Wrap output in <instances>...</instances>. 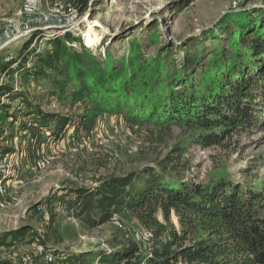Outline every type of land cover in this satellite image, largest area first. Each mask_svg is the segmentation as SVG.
I'll return each instance as SVG.
<instances>
[{"label":"trees","instance_id":"obj_1","mask_svg":"<svg viewBox=\"0 0 264 264\" xmlns=\"http://www.w3.org/2000/svg\"><path fill=\"white\" fill-rule=\"evenodd\" d=\"M233 16L223 21L222 28L232 24L226 29L227 44L219 42L207 59L204 46H192L175 59L171 44L146 57L136 40L116 58L109 51L93 52L70 33L56 36L45 55L37 57L38 66L29 70L40 86L38 101L33 103L6 83L0 85V97L6 99L0 101V112L12 125L20 120V129L30 120L33 135L40 138L45 132L53 143L72 130L89 136L99 119L121 116L131 127L181 129L188 145L221 147L235 135L264 127V27L256 28L252 16ZM14 63L28 70L25 58ZM15 72L19 70L10 74ZM16 100L19 104L13 105ZM43 100L65 113L44 111ZM185 151V145L175 146V157L158 162L157 168L112 177L90 188H64L54 195L51 204L71 210L86 226L103 225L112 213L125 212L152 229L158 240L149 253L119 245L110 253L62 254L55 257L58 263L264 264V184L221 176L205 182L174 178ZM26 239L42 244L25 228L0 235V244Z\"/></svg>","mask_w":264,"mask_h":264},{"label":"rangeland","instance_id":"obj_2","mask_svg":"<svg viewBox=\"0 0 264 264\" xmlns=\"http://www.w3.org/2000/svg\"><path fill=\"white\" fill-rule=\"evenodd\" d=\"M21 1L0 0V33L8 25L15 35L22 31L19 25L10 22ZM55 3L71 6L77 12L75 25L32 31L15 38L0 51V73L5 68L1 59L6 55H11L13 59L9 65L10 71L19 70L16 81L9 74L3 85L11 84L14 90L16 85L17 90L33 103L38 101L41 93L29 70L38 66L37 57L44 56L50 49L48 43L51 39L65 33L79 38L93 52L103 55L104 51H109L116 58L126 54L134 40L146 57H153L159 48L171 44L175 59L180 60L192 46L197 50L206 47L204 57L207 59L219 42L226 45V29L232 24L225 29L222 28L223 21L226 22L233 15L234 18L252 16L256 28L264 27V0H51L52 9ZM80 8L83 10L80 11ZM88 30L99 38L94 45L85 43L84 34ZM39 32L41 34L37 35ZM152 38L157 42H152ZM26 46L28 48L25 49ZM21 58L26 59L27 71L18 69L14 63ZM45 101L42 102L44 111L65 113L54 103L45 105ZM5 117L0 112V147L8 149V152L18 148V151L24 152L27 160L20 162V176L9 186L8 191L13 199L8 208L0 211V235L25 228L43 245L40 252L36 249L37 240L30 243L26 239L10 246L0 244V261L9 264H51L45 257L47 253H54L57 257L115 250L121 244L119 226L140 224L136 219L119 212L117 225L105 223L89 227L72 217L71 210L49 201L64 188H90L112 177L157 168L158 162L172 155L175 157L176 153L172 152L178 145H185L187 151L181 155L178 172L172 173L174 178L205 182L221 176L232 182L253 180L254 183L264 184V127L235 135L221 147L202 148L197 144L188 145L189 137L178 128L161 131L148 125L131 127L125 122L117 123L114 117H105L97 121L95 131L97 134L114 136V142L108 146L95 145L93 135L91 137L73 130L68 138L59 142L53 143L44 135L40 138L36 135V140L30 143L28 137L22 135L15 144L9 142L15 126ZM78 138L89 144L87 150L73 151L72 141ZM131 145L138 147L136 153L128 152ZM40 155L50 158V161L44 169L33 170ZM157 217L164 223L160 212ZM171 223L179 231L173 215ZM27 256L32 257L31 260ZM53 264H59L57 259Z\"/></svg>","mask_w":264,"mask_h":264},{"label":"built area","instance_id":"obj_3","mask_svg":"<svg viewBox=\"0 0 264 264\" xmlns=\"http://www.w3.org/2000/svg\"><path fill=\"white\" fill-rule=\"evenodd\" d=\"M44 5V6H43ZM77 12L71 8V6H63L61 4L55 3L53 9L51 8V0H22L19 8L14 11L11 23L17 24L21 28V32L18 35L14 34L11 26H7L5 30L0 33V51L5 48L11 41L15 38H20L32 31H44L51 27L56 28H65L66 26H73L77 21ZM39 32L37 35H40ZM37 37V36H36ZM11 55H6L2 57L1 63L6 68L0 73V85L5 83L6 78L10 74V63L12 62ZM12 77L14 80L17 79V73H13ZM17 90L18 87L14 85ZM20 90V89H19ZM2 103H6L4 97H0ZM19 101H15V105H18ZM117 123L121 124L124 122L121 116L114 117ZM14 137L9 142H14L17 144L19 137L26 135L28 141L33 143L36 138L31 131H33L34 126L30 120H24V127L20 129V120L15 124ZM71 132V131H70ZM70 132L65 138L70 136ZM46 136V133H42V136ZM94 137V144L98 146H108L114 142V136L104 133L97 134L94 130L91 134ZM89 135V136H90ZM47 138V137H46ZM73 151H83L89 148V144L84 141V139L78 138L72 141ZM16 151L2 153L0 151V211L8 208L13 197L9 194V186H11L15 181L18 180L21 172L20 162H26V155L23 151H18V148H15ZM138 147L136 145H131L128 147V152L130 154L136 153ZM113 157L118 158L117 154H111ZM50 161V158H47L45 155H40L35 163L33 170L44 169ZM108 224L117 225L118 224V213H112L109 217ZM120 227V240L121 244L124 246L135 245L138 249L144 253H149L152 251L158 243V240L152 229L147 228L143 225H130L129 227L125 226ZM157 242V243H156ZM36 249L40 252L43 251V245L38 243ZM46 259L53 264L55 260L54 253H47ZM28 260H31L32 257L27 256Z\"/></svg>","mask_w":264,"mask_h":264},{"label":"bare ground","instance_id":"obj_4","mask_svg":"<svg viewBox=\"0 0 264 264\" xmlns=\"http://www.w3.org/2000/svg\"><path fill=\"white\" fill-rule=\"evenodd\" d=\"M84 40H85L86 45H94L99 40V38L94 37L93 33L90 30H88V32L84 34Z\"/></svg>","mask_w":264,"mask_h":264},{"label":"crops","instance_id":"obj_5","mask_svg":"<svg viewBox=\"0 0 264 264\" xmlns=\"http://www.w3.org/2000/svg\"><path fill=\"white\" fill-rule=\"evenodd\" d=\"M70 132V131H69Z\"/></svg>","mask_w":264,"mask_h":264}]
</instances>
